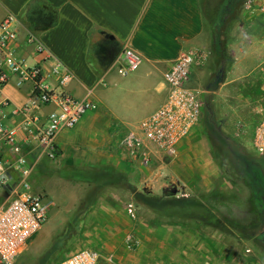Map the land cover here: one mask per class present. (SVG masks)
Returning <instances> with one entry per match:
<instances>
[{"label":"rangeland","instance_id":"rangeland-1","mask_svg":"<svg viewBox=\"0 0 264 264\" xmlns=\"http://www.w3.org/2000/svg\"><path fill=\"white\" fill-rule=\"evenodd\" d=\"M256 2L202 0L205 27L211 32L208 82L219 68L211 28L218 15H225L227 21L226 60L218 89L208 92L203 101L191 141L205 139L218 176L190 188L200 179L196 171L190 173L194 181L186 185L173 181L170 171L162 178L166 186L153 190L127 184L123 175L99 166L43 164L29 178L32 191L49 203L41 228L42 249L30 251V240L12 264H54L75 248L96 251L100 264H264L260 241L264 222L255 213L245 181L233 171L226 149L209 134L213 125L234 145L242 143L248 153L256 154L250 137L264 111V18L252 13ZM152 149L164 164L179 162L177 154ZM57 158L58 154L48 160L55 164ZM151 165L156 166V160ZM172 187L177 194L163 193ZM3 199L0 196V202Z\"/></svg>","mask_w":264,"mask_h":264},{"label":"crops","instance_id":"crops-1","mask_svg":"<svg viewBox=\"0 0 264 264\" xmlns=\"http://www.w3.org/2000/svg\"><path fill=\"white\" fill-rule=\"evenodd\" d=\"M7 17H12L8 29L15 34L16 57L25 59L29 66L39 65L47 77L54 64L60 63L73 75L65 90L75 99L88 97L96 104V109L86 113L74 128L58 133L55 164L41 156L36 145L24 142L18 130L20 154L31 169L28 181L43 164L51 168L99 166L123 175L127 184L152 186L153 190L166 186L162 178L170 171L173 181L182 185L192 183L190 173L196 171L200 179L190 188L218 176L205 139L191 141L197 127L179 145H186L185 149H177L179 162L164 164L158 161L160 154L151 149L149 160L151 164L156 160L157 165L150 168L151 164H144L120 145L126 133L137 131L140 121L164 102V75L182 52L207 53L204 62L191 68L186 86L197 91L202 101L208 98L211 32L205 27L202 0H0V23ZM29 37L43 44L53 58L40 63L34 45L27 42ZM124 48L142 59L127 77L117 73ZM51 83L55 86L56 80L51 79ZM2 96L9 101L3 110V125L15 131L25 116L13 112L28 101L30 86L17 87L12 78L3 87ZM1 156L10 163L16 159L4 144ZM17 171H11V186L19 176ZM3 195L7 200L8 192L0 193ZM42 232L40 229L31 239L30 251L42 249Z\"/></svg>","mask_w":264,"mask_h":264},{"label":"built area","instance_id":"built-area-1","mask_svg":"<svg viewBox=\"0 0 264 264\" xmlns=\"http://www.w3.org/2000/svg\"><path fill=\"white\" fill-rule=\"evenodd\" d=\"M251 4V3H250ZM249 4V8L251 5ZM264 18V0H257L251 8ZM12 17L0 23V193L8 192V199L0 206V264H12L25 251L27 244L45 224L49 203L42 194L34 193L28 181L31 169L20 154L17 132L24 135V142L37 146L40 155L53 159L56 155L55 139L58 133L72 129L96 104L88 97L75 99L66 90L73 75L60 63H55L50 76L43 74L39 65L29 66L25 59L15 55V34L8 29ZM27 42L34 45L40 63L50 61L52 53L33 37ZM207 53L201 50L182 52L164 75L167 95L164 102L149 116L142 119L137 131L125 134L120 145L134 157L148 163L152 146L166 155L173 156L179 145L188 138L202 116V104L197 91L186 86L191 68L205 61ZM117 73L127 77L141 64V57L124 48L118 59ZM14 78L17 87L30 86L28 101L13 113L25 116L15 131L4 127V108L9 101L2 96L3 87ZM51 79L56 80L52 85ZM239 127L238 133L241 132ZM256 155H264V111L255 124L250 137ZM8 147L16 157L10 163L1 156V146ZM18 170V178L11 186L10 174ZM55 264H100V255L92 249L78 250Z\"/></svg>","mask_w":264,"mask_h":264},{"label":"trees","instance_id":"trees-1","mask_svg":"<svg viewBox=\"0 0 264 264\" xmlns=\"http://www.w3.org/2000/svg\"><path fill=\"white\" fill-rule=\"evenodd\" d=\"M228 1L233 2V0ZM226 25L225 15H218L211 22V28L213 30V53L219 62L216 76L221 75V65L226 60ZM209 134L226 149L233 171L245 181L250 192V199L255 213L264 222V155L259 156L256 154L253 155L250 152L248 153L242 143L240 145H234L227 137L221 135L218 129L213 128V125L209 127ZM260 241L264 245V231L260 235Z\"/></svg>","mask_w":264,"mask_h":264},{"label":"water","instance_id":"water-1","mask_svg":"<svg viewBox=\"0 0 264 264\" xmlns=\"http://www.w3.org/2000/svg\"><path fill=\"white\" fill-rule=\"evenodd\" d=\"M220 80H221V76H219V75L216 76L214 78V80L207 85L206 90H208V91H215V90H217L218 89V86H219V83H220ZM176 193H177V189L174 188V187H172V188H170L168 190V195L169 196H173Z\"/></svg>","mask_w":264,"mask_h":264},{"label":"flooded vegetation","instance_id":"flooded-vegetation-1","mask_svg":"<svg viewBox=\"0 0 264 264\" xmlns=\"http://www.w3.org/2000/svg\"><path fill=\"white\" fill-rule=\"evenodd\" d=\"M213 80H214V79H213ZM213 80H212V81H213ZM212 81H211V82H212ZM211 82H210V83H211ZM163 193H164L165 195H168V190L163 191ZM176 194H177V193H176ZM168 196H169V195H168Z\"/></svg>","mask_w":264,"mask_h":264}]
</instances>
